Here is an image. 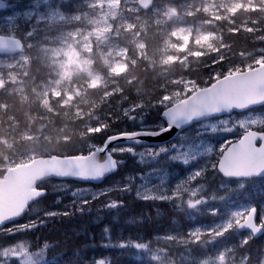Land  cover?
Masks as SVG:
<instances>
[{"label": "trees", "instance_id": "obj_1", "mask_svg": "<svg viewBox=\"0 0 264 264\" xmlns=\"http://www.w3.org/2000/svg\"><path fill=\"white\" fill-rule=\"evenodd\" d=\"M188 1L160 0L157 6L160 9L165 6L178 8ZM7 4L11 8L2 10L1 14L27 6L26 0H10ZM64 4H72L71 11L76 13L86 9L81 0ZM241 4L232 13L220 11L219 17L214 19L196 4H188L186 7L191 12L181 13L184 22L179 18L166 20L150 9L146 12L124 9L127 16L122 17L123 21L134 22L135 26L127 28L124 22L115 25L113 38L115 44L125 50V69L117 74L111 73L109 66L92 51L89 53L92 69L102 77V82L91 86L85 74L74 72L66 85L67 94L50 95L46 101L37 98L31 88L54 80L58 75L51 64L52 59L43 50L58 27L39 24L31 28L25 21L12 28L4 25L0 33L11 32L24 43L27 61L24 69L18 70L21 83L5 81L0 87V177L9 167L36 156L86 154L90 146L102 145L107 136L114 133L137 131L142 124L159 128L165 125L161 113L166 107L222 76L263 63L256 62L255 57L257 50L264 48V0H242ZM201 20L211 21L202 29L216 35L212 44L192 43L191 35L185 47L172 51L173 59L168 58L164 48L166 41L173 39V28L181 23L196 24ZM126 111L135 115L136 120L129 119ZM103 124L110 125V128L103 133L89 134ZM114 156L123 163L105 178L104 183L109 185L125 179L127 183L124 185L130 187L129 175H135L143 167L139 168L134 157L128 154ZM208 172V183L203 189L207 204L187 215H181L185 213L184 209L176 210L173 203L165 208L156 201L138 200L130 191L119 195L113 191L108 198L122 201L120 210H104L100 202L105 197H101L92 201L90 206L86 205L83 212L64 210L72 214L49 218L44 212H61L64 207L54 202L58 197L66 201L64 194L75 182L67 181L64 188L53 186L54 180H47L42 182L46 194L14 222L25 224L42 219L44 223H38L36 228L27 232L10 236L0 234V245L22 242L27 244L29 251L42 250L44 260L39 264H97L99 259H104V264H200V260L209 255L216 257L220 252L235 254L240 259L243 250L232 253V247L239 243L243 231L240 234L229 232L220 238H217L218 234L200 233L197 239L189 233L218 222L225 208L250 204L259 211L264 205V177L245 180L242 189L236 185L237 180H230L228 183L232 187L222 189L219 184H213L218 173L214 170ZM220 179L217 183H221ZM209 208L219 209L220 214L211 215ZM10 227L13 226H6ZM106 227L109 230L107 235L104 232ZM168 234L182 237L184 245L176 239H155L157 235ZM127 241L141 242L148 247L118 246ZM157 248L164 252L159 259L154 258ZM248 248L259 259L261 250H264V233L254 237ZM3 263L19 264L13 256L0 255V264Z\"/></svg>", "mask_w": 264, "mask_h": 264}, {"label": "rangeland", "instance_id": "obj_2", "mask_svg": "<svg viewBox=\"0 0 264 264\" xmlns=\"http://www.w3.org/2000/svg\"><path fill=\"white\" fill-rule=\"evenodd\" d=\"M7 1L10 0H4V5L0 8V12L11 8L9 6L10 4H7ZM159 1L160 0H152L149 9L153 14L161 15L164 19H171L172 21L177 18L183 20L181 18V13L187 14L188 12H191L189 8L186 7L188 4H196L200 10L207 12L210 15V18L213 19L219 17L220 11L232 13L242 5V0H196L193 3H191L192 0H190L188 3L181 4L178 8L165 6L160 9L159 6H157ZM83 4H85L86 8L83 12L76 13L71 11L63 13L59 8L54 6V0H26L27 6L23 9H12L6 14L0 13V30L4 25L12 28L20 21L27 22L31 28L35 26L37 27L39 24L47 26L54 25L58 27V29H55L57 33H54L53 36L49 37L48 41L50 43L43 47L44 52L52 59L51 64L58 75L54 80L50 79L49 81L42 83L40 86L35 85L31 88L33 94L36 95L37 98L46 101L50 95H59L61 92H66L67 94L66 85L69 82L70 76L74 72H82L85 74L89 78L91 86L100 84L102 82V77L92 69L93 61L89 57V53L92 51H95L94 53L99 56L103 63L109 66L111 73L117 74L125 69L123 61L125 50L115 44L113 38L115 35L113 32L116 31L115 25L120 26L121 22H124L127 28H133L135 26L134 22H129L128 20L123 21L122 17L127 16L123 13L124 9L132 11L139 10L137 0H86ZM184 21L185 19L183 22ZM207 22L211 21L206 20V22H204L201 20L196 24L181 23L174 27L171 31L173 39H168L166 41V47L164 48L166 56L173 59L171 52L183 49L191 35L193 37L192 43L210 46L212 40L216 38V35L202 29V26ZM8 35H13V33L10 32ZM256 53V62L264 61V48L258 49ZM26 61L27 56L23 51L20 54L11 57L0 56V87L5 81L21 83L22 81L19 77L20 72L18 70L24 69ZM68 97L71 98V95H68ZM249 116L259 121L261 118H264V110L247 112L240 115L233 114L201 121L195 125L194 128L186 131L183 136L179 137L177 142L165 146V148L170 150L161 153L157 158H151L147 154L141 158L139 153L144 152L145 150H137L135 147V155L126 152L122 154L116 153L118 155L128 154L130 157H134L140 166L144 167L143 173L129 175V177H131V179L128 177V180L131 181L130 192L134 197L138 198V189L142 193H147L148 195H157L159 192L172 195L177 187L181 185L183 188L200 187L202 185L204 189L205 185L200 181L202 177L198 178L199 183H197V181L185 183L188 175L194 170H199L200 168L205 167L206 164V169H211V162L216 161V157L218 158L217 151L220 149V146L228 138L237 139L239 133H241L243 129H240L237 125L232 132L218 131L213 133L211 130H209V132H204L202 127L206 124H218L220 119L231 118L233 123H236L239 120H245ZM229 126L231 127V125ZM261 127H264V125L258 122L257 124L250 125L249 129ZM173 145L176 146V151L171 149ZM207 147L213 148V151H204ZM157 151H159V148ZM187 151H189L193 157L192 159H189L187 164L183 163L182 159H171L172 156ZM161 156L165 157L163 158ZM200 159L202 160L201 163L199 161ZM165 161L166 163L177 162L185 168L192 165L194 162L196 164L194 163L195 166H191L190 170H187L185 175L179 176L176 172L169 174L168 167L164 166ZM144 177H149V179L145 180ZM240 182L241 181H237L236 185L238 186ZM66 183L67 182L54 181V183L51 184L56 186L65 185ZM226 184L227 185L222 186L220 183V188L227 186L232 187V185H229L228 183ZM121 185L122 183L116 184V187L120 189ZM131 185H133V187H131ZM141 185H147V187L142 188ZM78 188H86L92 191L105 189L93 187H69L68 191L64 194L65 197H67V200L63 201V197H58L54 202L55 204H60L64 207L61 212L64 210H71V207H68L67 209L66 206L72 204L74 198L71 193ZM58 199L60 201L59 203L56 202ZM187 199L188 194L183 190H181L180 197L176 198L177 202H179V206L182 200L186 202ZM261 208H264V205H262ZM182 209H184L185 213L195 212V209H186V203ZM228 209L231 210L232 208ZM53 211L60 212L58 210ZM224 211L222 212V218L218 222L211 226L198 227L192 232V235L196 237V239L200 238V233H211L210 235L212 236L217 235L220 230V224L224 219ZM155 239L157 241L176 239L181 242L180 244L182 246L184 245L182 237L180 238V236L176 235L173 236L168 234ZM15 245H22L24 248V251H21L18 255L13 256L9 254V256L15 257L19 264H28L29 259L32 264H39L44 260V252L42 250L29 251L27 244L22 242ZM163 254L164 252L157 248L154 253V258L159 259ZM99 261H104V259H99L97 264ZM200 264H242V262L235 254L228 253L225 255V253L220 252L216 257L209 255L205 259L200 260Z\"/></svg>", "mask_w": 264, "mask_h": 264}, {"label": "snow or ice", "instance_id": "obj_3", "mask_svg": "<svg viewBox=\"0 0 264 264\" xmlns=\"http://www.w3.org/2000/svg\"><path fill=\"white\" fill-rule=\"evenodd\" d=\"M168 99V98H164ZM264 104V90L260 94L247 98V99H233L216 102L214 104H209L208 101L200 98H193L188 101L186 105L179 106L172 111L162 112V116L166 119V126L162 125L159 128H153L152 126H145L142 124L138 131L134 132H120L114 133L107 136L105 142L101 145H94L88 149L87 154L83 152L79 155L65 156L63 158L51 157L48 160L42 161L45 165L42 172L38 177L33 178L24 188L23 192L19 195L18 199L4 207H0V234H6L8 236L14 235L18 232H27L37 227V224H43L44 220L40 219L37 221H29L25 224H14L13 227L4 228L3 225L10 220H14L17 217L25 214L31 205L39 198L46 194V190L42 187V182L51 177L57 178H76L79 180H95L102 178L106 173L114 171L118 165L122 164L123 161L114 158L116 153H131L135 155L134 145L143 143L140 139L143 136H156L161 135L165 131H169L173 125L179 127L181 124L192 121L193 119H198L200 117H210L216 114L231 113L232 110H244L252 105ZM126 116L135 121L136 116L132 115L131 112L126 111ZM143 120V117L140 118ZM264 125V118L259 121L253 119L252 117H247L245 120H239L233 123L231 118L220 119L218 124H206L202 127L204 132L215 133L218 131L222 132H232L234 128L238 127L243 129L242 135L237 139L228 138L220 146L218 155V161L211 162V168L215 173L222 174L224 178L237 177V178H249L256 176H264V129L259 132L254 130H249L250 125L257 123ZM231 125V127L229 126ZM110 128V125L103 124L98 125L96 131H90V135H96L98 133H103ZM126 140L128 143L123 146H113L114 141ZM259 142V146H257ZM171 149L176 151V146L173 145ZM163 146L159 147V151L152 148H145L144 152L139 153L141 158L146 154L151 158H157L161 153L169 151ZM206 152L213 151V148L207 147L204 149ZM104 155L101 156L100 154ZM190 152H182L178 155L172 156V160H183V163L187 164L189 159H192ZM205 167L199 170H194L188 175V181H197L204 177ZM131 179V177H129ZM148 180L149 177H144ZM244 181L238 184L240 189L244 188ZM222 186L227 185L226 183H221ZM59 187L66 188L67 185H60ZM142 188H146L147 185H141ZM121 192L130 191L128 185H124L119 189ZM181 190L188 194L187 201H181L180 207H184L186 203V209H199L207 204L204 199L203 186L200 187H190L183 188V186H178L172 195H167L164 192H159L157 195H148L147 193H142L139 189L137 190L138 198L143 200L159 199V200H172L173 197L179 198ZM113 189H101L98 191H92L90 189H76L71 194L73 196V202L70 206L79 212L85 211V206H90L92 201L99 200L101 197H108ZM229 199V197L227 198ZM59 203V199L56 201ZM122 201H117L109 199L105 204L107 208H117L122 205ZM208 211L211 215H218L219 209L209 208ZM72 213L69 211L57 212V211H47L44 212L45 217H55L58 215L68 216ZM257 217H259V222H257ZM240 230H248L244 232V235L240 238L239 243L232 247V253H235L237 249H242L241 251V262L242 264H264V250L260 252V258L257 259L255 254L249 251V243L258 234L264 233V208L258 209L256 206H251L249 204L236 205L232 209L225 208L224 219L220 224V230L218 237H223L227 233L232 232L235 234H240ZM108 228L104 229L105 234H108ZM215 231V230H213ZM193 233L190 231L189 235ZM211 234V233H210ZM109 246V245H106ZM119 247H135L137 249H145L148 245L131 241L122 242L118 245ZM0 255L4 257L9 256V254L15 256L24 251L22 245H11L3 246L0 245ZM231 254V253H230ZM234 258V257H233ZM28 264H32L29 259ZM98 264H104V261H99Z\"/></svg>", "mask_w": 264, "mask_h": 264}, {"label": "water", "instance_id": "obj_4", "mask_svg": "<svg viewBox=\"0 0 264 264\" xmlns=\"http://www.w3.org/2000/svg\"><path fill=\"white\" fill-rule=\"evenodd\" d=\"M151 2L152 0H137V4L142 11L148 10L150 8ZM3 3L4 1L0 0V7L3 6ZM23 46H24L23 42L18 37L13 35L0 34V56H15L21 53V51L23 50ZM262 90H264V62L254 67L247 68L243 71L230 73L225 76H222L216 79L215 81H213L210 85L197 89L188 97L168 106L162 112L172 111L179 106L186 105L189 100L197 97L208 101L209 104H214L216 102L226 101V100L251 98L260 94ZM261 105L263 104L252 105L249 108L244 109L242 111L232 110V112H245L248 111L249 109ZM226 115H229V113L216 114L210 117H200L198 119H193L192 121L183 123L179 127L173 125L169 131H165L161 135L141 137L140 139L143 141V143L138 145H142V144L147 146L163 145L178 137V135L183 130L190 127L194 123L209 118L222 117ZM161 118L165 121V123H167L166 119L162 116V113H161ZM249 130H253V129H249ZM127 143L128 142L126 140H117L114 141L112 145H109V147L123 146ZM79 155L80 154H77L76 156ZM100 155L103 156L104 154L101 153ZM51 157L63 158L65 156H57V155L36 156L33 157L28 162L17 164L6 169L4 174L0 177V207H4L6 205L15 202L18 199L19 195L23 192L25 186L33 178L38 177L42 172L43 168L45 167L42 161L48 160ZM116 170L117 168L114 171L106 173L102 178L95 180H79L76 178L62 179L57 177H51L46 180L75 181L79 183H88L91 185H99L105 180L107 176L113 174ZM220 175L222 176V174ZM257 177H263V176H256L249 178L229 177L227 179L246 180ZM18 218L19 217L15 218L14 220L7 221L3 225V227L5 228L7 225L13 224ZM240 231L246 232L248 230H240ZM262 234L263 233L258 234L255 237H259Z\"/></svg>", "mask_w": 264, "mask_h": 264}, {"label": "flooded vegetation", "instance_id": "obj_5", "mask_svg": "<svg viewBox=\"0 0 264 264\" xmlns=\"http://www.w3.org/2000/svg\"><path fill=\"white\" fill-rule=\"evenodd\" d=\"M67 1H73V0H54V6L56 7V8H59L60 9V11H62L63 13H65V12H71V7H72V4H64L65 2H67ZM81 1H83V3H85V1L86 0H81ZM258 110H264V104L263 105H261V106H259V107H256V108H254V109H252V110H250V111H247V112H253V111H258ZM247 112H245V113H247ZM233 114H238V115H240V114H244V113H232L231 115H233ZM200 123V122H199ZM198 124V123H197ZM197 124H193V125H191L190 127H188V128H186L185 130H183L182 131V133L177 137V138H175L174 140H172V141H170V142H168V143H166V144H164V145H159V146H146V145H134V147L137 149V150H145V148H152V149H155L156 151L158 150V148L159 147H161V146H168V145H170V144H174L175 142H177L178 141V139H179V137H181V136H183L184 135V133L186 132V131H188V130H190V129H192V128H194V126L195 125H197ZM261 129H264V127H261V128H255V130H257V131H260ZM239 138V137H238ZM257 145H259V142H257ZM219 152V150L217 151V153ZM161 157H165V156H161ZM216 159V161H218V158L216 157L215 158ZM200 161V163H201V159L199 160ZM135 162H136V160H135ZM138 163V162H137ZM195 163V162H194ZM192 164V165H190V166H188V167H183L181 164H179V163H177V162H169V163H166V161L164 162V166H166V167H168V170H169V174H171L172 172H176L177 173V175H179V176H183V175H185V173H186V171L187 170H190V167L191 166H195V164ZM168 164V165H167ZM138 166H139V168L140 167H143V166H140L139 165V163H138ZM211 170H213L212 168L211 169H207V171H205V173H204V177H202V179L200 180L202 183H204V185L206 186L207 185V178L209 177V172L208 171H211ZM144 172V167H143V169L140 171H138L137 173H143ZM137 175V174H136ZM219 175V176H218ZM218 175H216L215 176V180L213 181V184L214 183H216V184H219L220 185V183H217V181H218V178H221L220 179V182L221 183H228L231 179H226V178H223L220 174H218ZM175 178H177L176 176H174ZM172 179H174V178H172ZM254 179V178H253ZM190 181H188V183H189ZM120 183H122V185H121V187H123L124 186V184H126L127 183V181L124 179V180H118L116 183H114V184H109V185H106L105 183H104V181L101 183V184H99V185H91V184H88V183H79V182H75L74 183V187H93V188H105V189H113V191H115V193L116 194H120V190L116 187V184H120ZM194 183V182H193ZM192 183V184H193ZM229 184V183H228ZM222 189H225L226 187H221ZM112 191V192H113ZM134 198H136V197H134ZM136 199H138V200H142V201H156V202H158V203H160V204H163V206L165 207V208H167L171 203H173V205L175 206V208H176V210H179L180 209V206H179V202H177V200H176V197H173V199L172 200H159V199H155V200H153V199H150V200H143V199H141V198H136ZM109 201V198L108 197H105V198H103L102 200H101V202H100V204H102V206L104 205V210H107V211H113L114 209H116V210H120L121 208H122V205L121 206H119V207H117V208H107V207H105V204L107 203ZM118 202H119V200H117ZM121 207V208H120ZM72 209V208H71ZM164 211L166 210V209H163ZM192 212H188V214H191ZM181 215H187L186 213H180ZM164 215H166V214H164ZM158 237H160L159 235H157ZM157 236L155 237V238H157ZM98 261V260H97Z\"/></svg>", "mask_w": 264, "mask_h": 264}, {"label": "clouds", "instance_id": "obj_6", "mask_svg": "<svg viewBox=\"0 0 264 264\" xmlns=\"http://www.w3.org/2000/svg\"><path fill=\"white\" fill-rule=\"evenodd\" d=\"M0 155H2V153H0Z\"/></svg>", "mask_w": 264, "mask_h": 264}]
</instances>
